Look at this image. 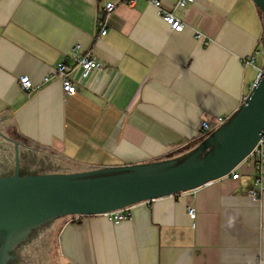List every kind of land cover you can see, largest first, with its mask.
<instances>
[{"label": "crops", "instance_id": "crops-1", "mask_svg": "<svg viewBox=\"0 0 264 264\" xmlns=\"http://www.w3.org/2000/svg\"><path fill=\"white\" fill-rule=\"evenodd\" d=\"M150 0H0V113L15 134L60 156L61 172L179 162L205 138L202 121L232 116L262 68L261 13L251 0H196L173 32ZM172 9L177 0H160ZM106 2L115 10L97 28ZM79 47V48H78ZM90 55L100 65L76 93L54 74ZM29 77L33 88H19ZM68 167L71 171H65ZM192 191L104 215L67 216L57 235L68 264H264V179L252 166ZM193 210L191 214L190 211Z\"/></svg>", "mask_w": 264, "mask_h": 264}, {"label": "water", "instance_id": "water-1", "mask_svg": "<svg viewBox=\"0 0 264 264\" xmlns=\"http://www.w3.org/2000/svg\"><path fill=\"white\" fill-rule=\"evenodd\" d=\"M262 69L249 94L220 129L179 162L62 173L60 156L15 134L0 113V264H68L55 235L67 216H94L192 191L230 174L264 131V0Z\"/></svg>", "mask_w": 264, "mask_h": 264}, {"label": "built area", "instance_id": "built-area-1", "mask_svg": "<svg viewBox=\"0 0 264 264\" xmlns=\"http://www.w3.org/2000/svg\"><path fill=\"white\" fill-rule=\"evenodd\" d=\"M150 4L157 10V13L161 17L162 21L173 32H181L184 29V24L174 17V10H184L187 6H190L196 2V0H177L172 9H166L162 6L160 0H150ZM127 5H133L135 0H124ZM115 10V5L112 2H106L99 11L97 19V28L100 31V35L104 36L107 32V19L111 13ZM79 48V47H78ZM261 52V50H260ZM257 53L251 54L244 61L245 66H250L257 71V75L260 74L262 68H257L255 65ZM99 63L90 55L81 54L76 58V65L72 69H68L65 62L60 63L54 74L60 79L63 93L71 96L76 93V87L74 85L75 75L78 73L81 78L88 77L90 72L99 70ZM19 88L24 91H29L33 88V85L29 77L25 76L18 79ZM231 117V116H230ZM229 116H218L211 123L208 121H202L200 124V130L208 135H211L223 125L227 123ZM241 164L252 166L253 169V185L254 188L248 191V195L251 197L257 196L262 190L261 183L264 179V131L258 142L256 143L252 152L242 161ZM239 164V165H241ZM239 165L237 167H239ZM237 167L230 172L228 176L231 179L237 180L239 173ZM193 213V210L190 211ZM113 222V224H119L128 220L130 212L125 208L117 210L108 214H103Z\"/></svg>", "mask_w": 264, "mask_h": 264}, {"label": "rangeland", "instance_id": "rangeland-1", "mask_svg": "<svg viewBox=\"0 0 264 264\" xmlns=\"http://www.w3.org/2000/svg\"><path fill=\"white\" fill-rule=\"evenodd\" d=\"M65 171L69 172V171H71V169L68 168V167H66V168H65ZM58 232H59V230H58ZM58 232H57L56 235H55V240H57ZM56 246H57V245H56ZM57 252H58V251H57ZM58 258H60L61 260H63V259L59 256V254H58Z\"/></svg>", "mask_w": 264, "mask_h": 264}]
</instances>
